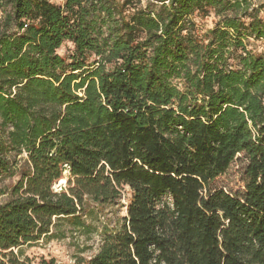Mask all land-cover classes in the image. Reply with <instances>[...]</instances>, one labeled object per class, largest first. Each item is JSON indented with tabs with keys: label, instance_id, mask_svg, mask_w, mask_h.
<instances>
[{
	"label": "trees",
	"instance_id": "16d2710c",
	"mask_svg": "<svg viewBox=\"0 0 264 264\" xmlns=\"http://www.w3.org/2000/svg\"><path fill=\"white\" fill-rule=\"evenodd\" d=\"M263 12L0 0V181L18 175L0 264H32L22 246L88 227V203L118 204L124 187L125 215L78 264H264V52L249 47L264 46Z\"/></svg>",
	"mask_w": 264,
	"mask_h": 264
},
{
	"label": "rangeland",
	"instance_id": "374dc122",
	"mask_svg": "<svg viewBox=\"0 0 264 264\" xmlns=\"http://www.w3.org/2000/svg\"><path fill=\"white\" fill-rule=\"evenodd\" d=\"M58 3H62V0H56ZM263 0H252L255 5H259ZM1 16V13H0ZM264 17V12L261 13ZM198 25L202 30L212 28L215 23V17L210 15L207 18H197ZM250 48L257 53L264 52V46L259 41L250 40ZM72 50V46L69 43H64V45L59 50L60 54H68ZM235 166L232 172L237 170ZM66 174H64L65 182L59 184L57 182L58 188L65 187ZM238 175L232 176V179H237ZM18 175L6 177L0 181V204L5 202L9 198V191L12 185L17 180ZM130 193L128 187H124L122 190V196L118 204L108 205L105 207H100L88 203L90 206V214L88 216H83L88 227L78 228L73 225L62 221L60 225V230L62 233L55 236L46 237L30 245L22 246L23 255L31 260L32 264H37L41 257L45 258H55L64 264H78V259H88L92 254H94L99 246L101 238V229L105 226L112 227L115 221L125 215V205L129 199ZM60 235V236H59Z\"/></svg>",
	"mask_w": 264,
	"mask_h": 264
},
{
	"label": "built area",
	"instance_id": "2783aa9c",
	"mask_svg": "<svg viewBox=\"0 0 264 264\" xmlns=\"http://www.w3.org/2000/svg\"><path fill=\"white\" fill-rule=\"evenodd\" d=\"M26 26V25H25ZM58 186H56V188H57Z\"/></svg>",
	"mask_w": 264,
	"mask_h": 264
}]
</instances>
